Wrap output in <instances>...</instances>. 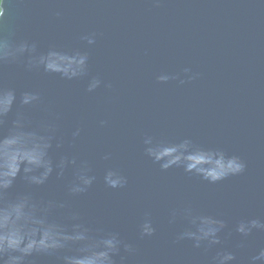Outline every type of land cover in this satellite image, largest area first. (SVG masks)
Listing matches in <instances>:
<instances>
[{
  "label": "water",
  "instance_id": "obj_1",
  "mask_svg": "<svg viewBox=\"0 0 264 264\" xmlns=\"http://www.w3.org/2000/svg\"><path fill=\"white\" fill-rule=\"evenodd\" d=\"M11 23L18 36L37 39L44 48H72L82 33L99 34L91 71L111 82V89L86 94L82 81L26 75L14 66L4 69L5 81L18 90L40 89L63 113L66 136L76 124L83 126L78 146L93 159L98 179L71 204L136 246L126 264H208L209 257L191 242H173L179 225H169L167 213L185 202L224 218L225 233L232 230L225 247L236 251L238 264H249L264 247V232H254L237 247L242 238L234 227L241 219H264V0H32ZM184 68L198 78L183 85L156 82L161 71ZM100 119L108 126L98 127ZM144 133L169 141L187 136L221 147L244 159L246 171L216 184L182 169L161 172L143 155ZM105 151L112 152L111 161L99 159ZM109 166L128 177L125 188L104 186ZM26 190L17 179L9 198ZM33 192L63 198L64 181L53 176ZM145 211L151 212L157 232L139 239ZM33 264L56 262L37 256Z\"/></svg>",
  "mask_w": 264,
  "mask_h": 264
},
{
  "label": "clouds",
  "instance_id": "obj_2",
  "mask_svg": "<svg viewBox=\"0 0 264 264\" xmlns=\"http://www.w3.org/2000/svg\"><path fill=\"white\" fill-rule=\"evenodd\" d=\"M29 2L32 0H0V264H33L37 256L53 257L56 264H126L128 257L137 253L136 246L119 232L89 221L71 204L98 179L93 159L84 156L78 146L83 126L76 124L70 137L66 136L61 130L63 113L46 101L40 89L18 90L5 81L4 69L14 66L26 75L82 81L86 94L111 89V82L91 71V49L99 34L82 33L80 44L72 48L51 44L44 48L37 39L18 36L11 23L17 10ZM54 15L60 18L62 12L57 10ZM198 76L184 68L181 72L161 71L155 79L159 84L177 81L183 85ZM108 124L107 119L97 121L100 128ZM141 147L161 172L182 169L209 184L241 175L247 168L240 156L187 136L169 141L144 133ZM112 158L111 151L99 154L101 161ZM53 176L64 181L65 196L37 197L33 189L44 187ZM17 179L27 190L9 198ZM102 181L110 189L128 185V177L112 166L104 169ZM167 222L179 225L173 242H191L209 257L208 264H238L236 251L225 247L232 230L225 233L228 223L221 216L185 202L168 210ZM234 231L242 238L237 247H243L254 232H264V219H241ZM156 232L151 212L145 211L138 224V238H150ZM249 264H264V247L249 257Z\"/></svg>",
  "mask_w": 264,
  "mask_h": 264
}]
</instances>
